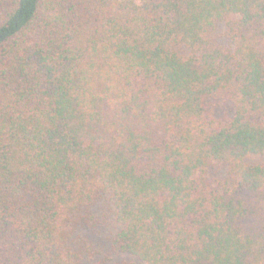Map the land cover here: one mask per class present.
I'll return each mask as SVG.
<instances>
[{"label": "trees", "instance_id": "1", "mask_svg": "<svg viewBox=\"0 0 264 264\" xmlns=\"http://www.w3.org/2000/svg\"><path fill=\"white\" fill-rule=\"evenodd\" d=\"M93 261L264 264V0H0V264Z\"/></svg>", "mask_w": 264, "mask_h": 264}, {"label": "rangeland", "instance_id": "2", "mask_svg": "<svg viewBox=\"0 0 264 264\" xmlns=\"http://www.w3.org/2000/svg\"><path fill=\"white\" fill-rule=\"evenodd\" d=\"M137 2H139V0H137ZM219 176L224 177L226 176V170L222 169L220 171V173H212L210 175V177L212 179H217ZM106 206L104 204H102L101 206L98 207V215L100 216H104L106 214ZM108 221L107 227H104V233H103V239L105 240V244L108 246V244H110L109 241V236H110V232L116 231L115 227H114V221H113V216L111 215L110 218H105ZM109 241V242H108ZM86 264H96L94 261L93 262H87Z\"/></svg>", "mask_w": 264, "mask_h": 264}]
</instances>
